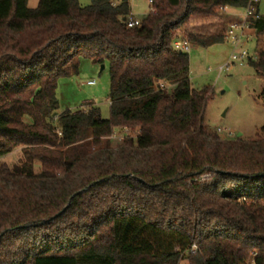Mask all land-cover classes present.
<instances>
[{
  "label": "trees",
  "instance_id": "1",
  "mask_svg": "<svg viewBox=\"0 0 264 264\" xmlns=\"http://www.w3.org/2000/svg\"><path fill=\"white\" fill-rule=\"evenodd\" d=\"M248 2L153 0L128 28L130 0H0V160L22 153L0 165V264H264V127L256 140L206 130L213 92L173 50L225 43L185 27ZM249 23L264 77V17ZM81 59L109 64L107 120L56 114Z\"/></svg>",
  "mask_w": 264,
  "mask_h": 264
},
{
  "label": "rangeland",
  "instance_id": "2",
  "mask_svg": "<svg viewBox=\"0 0 264 264\" xmlns=\"http://www.w3.org/2000/svg\"><path fill=\"white\" fill-rule=\"evenodd\" d=\"M120 1V0H116ZM39 0H28V6L35 9ZM83 7L90 5V0H80ZM134 19L142 20L153 11L149 0H130ZM260 14L264 17V0L259 4ZM244 9L229 7V13L244 15ZM212 16H194L185 28L197 30L203 34L216 35L227 32L229 25L223 23L222 12L216 11ZM254 30L245 31V38L238 45L232 40L209 48L190 46V82L197 91L210 89L213 92L204 115V127L209 132L223 130L222 138L232 134L243 139L262 138L264 127V77L258 74L249 61L243 65L234 64L231 69L219 73L230 57L246 51L250 59L255 61L263 43L257 46ZM250 37V41H247ZM94 83L89 85V83ZM110 72L109 64L99 65L91 60L81 59L78 75L61 78L58 81L57 99L59 107L57 116L67 111L87 110L91 106L98 107L104 120L110 118ZM171 92V88L169 89ZM136 131L118 132L111 139V147H116L125 136H132ZM22 160L21 148L0 160V165L13 168ZM35 171L40 172V164L36 163ZM186 264V263H183Z\"/></svg>",
  "mask_w": 264,
  "mask_h": 264
},
{
  "label": "built area",
  "instance_id": "3",
  "mask_svg": "<svg viewBox=\"0 0 264 264\" xmlns=\"http://www.w3.org/2000/svg\"><path fill=\"white\" fill-rule=\"evenodd\" d=\"M261 0H249L247 7L244 9L243 19L239 21H235L229 25L227 32L224 35L226 41L232 40L235 42L236 45L239 44L240 38H245V31L253 30L249 23L250 19L258 20L260 15L258 13V5L260 4ZM149 3L153 5V0H149ZM221 12H224L226 8H220ZM154 13V11H152ZM141 23V20L131 18L127 21L128 28L138 27ZM247 41H250V37L246 38ZM191 44L187 41L182 39H177L173 42V50L178 53H186L188 54L190 51ZM251 60L249 54L246 51H242L239 54L234 53L230 57V61L223 67H221L218 71L222 73L224 71H228L231 69V66L234 64L243 65L245 62ZM94 83H89V85H93ZM217 133H223V130L218 129ZM60 135V134H59ZM232 134H229L228 137H232ZM194 251L192 254H195V247L193 248Z\"/></svg>",
  "mask_w": 264,
  "mask_h": 264
},
{
  "label": "crops",
  "instance_id": "4",
  "mask_svg": "<svg viewBox=\"0 0 264 264\" xmlns=\"http://www.w3.org/2000/svg\"><path fill=\"white\" fill-rule=\"evenodd\" d=\"M257 8H258L259 15L262 16L260 14L259 5H258ZM228 10H229V8H226V10L224 12H222V14H221V16L223 17V23L231 24V23H233L235 21H239V20L243 19V15H240V14H237V13H229ZM132 17H134L133 14H132Z\"/></svg>",
  "mask_w": 264,
  "mask_h": 264
},
{
  "label": "water",
  "instance_id": "5",
  "mask_svg": "<svg viewBox=\"0 0 264 264\" xmlns=\"http://www.w3.org/2000/svg\"><path fill=\"white\" fill-rule=\"evenodd\" d=\"M237 137L240 138L241 137V134H238Z\"/></svg>",
  "mask_w": 264,
  "mask_h": 264
}]
</instances>
